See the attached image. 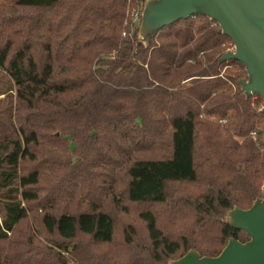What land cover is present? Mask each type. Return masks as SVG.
I'll return each instance as SVG.
<instances>
[{
	"label": "trees",
	"instance_id": "obj_1",
	"mask_svg": "<svg viewBox=\"0 0 264 264\" xmlns=\"http://www.w3.org/2000/svg\"><path fill=\"white\" fill-rule=\"evenodd\" d=\"M145 2L0 0V264H169L250 240L223 220L264 200V101L220 62L234 44L214 21L138 43Z\"/></svg>",
	"mask_w": 264,
	"mask_h": 264
},
{
	"label": "water",
	"instance_id": "obj_2",
	"mask_svg": "<svg viewBox=\"0 0 264 264\" xmlns=\"http://www.w3.org/2000/svg\"><path fill=\"white\" fill-rule=\"evenodd\" d=\"M196 16L216 22L220 32L232 40L235 50L220 62H240L248 74L238 81L243 94L264 101V0H146L138 43L148 48L160 31ZM223 222L250 240L230 239L218 257H202L191 250L169 264H264V200H256L248 210L235 207Z\"/></svg>",
	"mask_w": 264,
	"mask_h": 264
},
{
	"label": "rangeland",
	"instance_id": "obj_3",
	"mask_svg": "<svg viewBox=\"0 0 264 264\" xmlns=\"http://www.w3.org/2000/svg\"><path fill=\"white\" fill-rule=\"evenodd\" d=\"M139 24V27H140V23H138ZM235 49L234 48H232L231 50H230V52H233ZM263 190H264V188H263ZM128 220H135L133 217H130ZM40 240H39V242L40 243H46V240H45V238H43L42 236H40V238H39ZM171 262V261H170ZM169 262V263H170Z\"/></svg>",
	"mask_w": 264,
	"mask_h": 264
}]
</instances>
